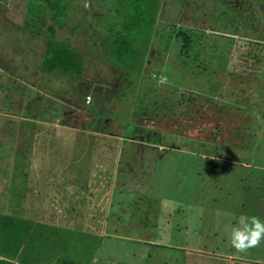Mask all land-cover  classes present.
I'll return each instance as SVG.
<instances>
[{
    "label": "rangeland",
    "instance_id": "1",
    "mask_svg": "<svg viewBox=\"0 0 264 264\" xmlns=\"http://www.w3.org/2000/svg\"><path fill=\"white\" fill-rule=\"evenodd\" d=\"M188 1L183 7L165 1L148 65L130 76L105 59L97 44L105 38L89 39L82 29L81 20L90 22L91 15L110 27L115 11L82 2L57 33L83 63L77 81L41 68L37 39L17 52L28 34L22 39L16 26L33 13L38 35L45 0H0V219L23 208L27 220L22 227L12 222L6 232H22V238L12 232L2 239L1 250L15 264H54L56 249L72 235L79 239L72 244L80 251L75 262L84 264L97 261V251V264H164L163 258L167 264H231L235 256L225 250L233 248L239 218L263 222L252 215L254 197L245 196L242 185L264 183V41L248 33L249 25L264 32V4L257 19L247 14L249 1ZM190 15L197 22L182 21ZM166 64L179 71L175 80L165 78ZM67 89L69 96L62 94ZM82 96L95 100L94 118L81 108ZM98 115L110 118L106 134L85 128ZM174 246L219 253L205 260ZM233 250L252 255L244 260L254 264L257 256L264 259V239Z\"/></svg>",
    "mask_w": 264,
    "mask_h": 264
},
{
    "label": "trees",
    "instance_id": "2",
    "mask_svg": "<svg viewBox=\"0 0 264 264\" xmlns=\"http://www.w3.org/2000/svg\"><path fill=\"white\" fill-rule=\"evenodd\" d=\"M77 1L78 0H45L46 8L44 11L46 13V17L42 18V21L40 23L39 21L35 23V28H37L38 30V35L37 33L33 32L34 31L33 29L34 26L32 21L33 13L30 15V17L23 14L24 15L23 26L19 27L17 25L16 27L19 29L21 28L22 39L27 34H28L27 37L29 38V39L28 38L25 39V41L20 43V47L17 49L18 53H22L27 49H29V46H31L30 42H35V40L37 39L34 47L36 48V50H39V48L41 49V61H40L41 68L47 71L48 73L56 74L59 76H67L72 80L79 81L83 69V63L81 62V59L79 60L76 57V54L78 53L77 49H75L71 44V42H69L68 40L59 39L57 34L58 30H62L64 28L65 24L67 23L66 19L70 17L71 11L75 12V9H80L84 7V4L82 2H84L85 0H79V4ZM165 1L167 4L168 0H91L92 8L95 10H100L103 11L104 13L106 10H108L109 12L115 11L114 15L112 13L114 19L113 25L110 24L109 27V25L107 24L108 21L98 20V18H100L99 16L91 15L90 22L87 21L86 19L81 20L83 26L82 29L88 30L87 32L89 35L88 36L89 39L91 38L93 40L96 36L98 37V35L100 39L105 38L106 42L102 44L97 43L98 47L99 46L104 47L103 50H104L105 59L109 63H111L115 68L122 71L123 75L127 74L126 76H130L131 72H136V70L137 73L140 74L144 71V67L148 65L147 63L148 61L146 58L148 55V51L151 49L150 44H151L152 34L154 33L155 26L160 19L162 7L163 5H165ZM184 1L185 0H177V1L175 0L174 3L175 5L180 4L181 6L179 7H183L184 5L187 4V2H189L188 0H186L185 4H183ZM234 1L237 3H241L243 1H249V3H252V6L249 7V9L247 10L248 16L252 18L255 15H258L259 17L257 19H260V17L262 18V14L264 10L263 12H261L260 5L264 4V0H232V2ZM97 4L99 6L98 8L101 9L96 8ZM75 14L76 13H72L73 16ZM183 14L184 13H182V15ZM209 17L210 16L208 15L207 19H209ZM111 19L112 18H110L109 21H111ZM28 20H30V23L32 22L30 25L27 22ZM182 21L183 22L185 21L186 23L189 24L197 22L196 18L193 17L192 15H190L189 18L182 17ZM250 30L253 31L249 32ZM257 31H259L258 28ZM257 31L253 29L252 25L248 26V33H251L250 35L259 37L264 41V32L257 33ZM184 33L185 31L183 30L179 31V34L181 35H184ZM210 33L214 35H218L213 32ZM184 41L186 42L185 45L188 46L189 37H185ZM155 50L156 49H154V51ZM163 72L165 73L166 79H169L171 76L172 79L175 80L174 77H176V74H178L179 71L176 69V67H174V65L169 66L166 64ZM125 78L126 77H124L123 84L126 83ZM162 85H164V83H159L158 86L160 89ZM203 91L204 92L209 91L211 93V90H203ZM63 92L62 94L66 96L67 95L69 96L71 93L69 89L64 90ZM162 93H164L162 97H165V99L168 100V103L173 102L174 106H177L178 100L174 102L171 99H169V97H166L165 94L167 93V91L164 92L162 91ZM55 99H63V97L60 98L55 97ZM80 99L82 100L79 103L81 105V108L84 107L83 109L85 113L89 114V116L92 115V117L94 118L95 113L97 112L92 107L93 105L92 103L95 102V100L94 101L91 100L90 103H87L86 101H84V96H82ZM98 101L100 104V99ZM85 102L87 104H85ZM97 110L100 111V107H98ZM52 116L54 117L55 115ZM93 118H92L93 124L91 125L89 122V124L85 127L86 124L85 123L84 127L87 129H92V131H95V133L97 134L108 133L107 131L108 122L110 121V118L108 116L106 117L103 115H98L95 119ZM62 121L63 120H60V122ZM154 133H156V131H154ZM140 140L144 141V138L143 139L140 138ZM187 154H190L196 158L199 157L201 159V157L198 156L197 154H193L190 152H187ZM218 155L223 156V154L220 153H218ZM155 200L158 201L157 198H155ZM23 210L24 209L22 208L21 211L16 214L17 216L8 215V217L6 216L5 218H1L2 220L0 219V234L4 233L0 238V244H1L0 250L2 249V244L4 243L2 241L3 237H10L12 235V232H15L14 235L19 234V238H22L21 237L22 232L16 230H10L11 233L10 231L8 233L6 232L10 229L12 222L14 223L16 222V225L18 227L25 226L24 224H26V222L24 223V221L27 220H25L24 215L22 214L24 212ZM2 211L3 209L0 210V215ZM136 224L137 223H135V225ZM135 225L131 226L133 228H129L128 232L131 229H134ZM71 231L72 233L75 232L74 230ZM61 232L62 230L60 231V233ZM75 240L79 242V239H77L75 235H72L71 241L70 239H68L67 240L68 242L64 244V247L62 249L60 248L58 250L56 249V255L59 258H57L56 260L54 258V264H84L81 259L75 262V260L78 257V254L80 253V251L73 250L72 248V244L75 242ZM19 242H21V240ZM172 248L177 249L178 251H182V252L184 251L186 252L187 255L191 254L192 256H198L200 259L205 258V260H209L210 258L215 256L217 252L219 253V251L209 252L206 250V248H200V247L192 248L189 246H174ZM233 248L225 250V255H230L232 260H234V256H235V261L231 264H245L246 260H244V257L253 258L252 255L249 256L239 252L237 255L236 254L232 255V253L234 252ZM54 250L55 249L53 248V252ZM12 251L16 252V248L12 247ZM101 253L102 252L100 251L94 253L95 257H97V261L99 260ZM18 254L20 253L18 252ZM184 257L185 256L181 253V259ZM97 261L93 259V257H91L85 262V264H92V263L97 264ZM162 261L164 262V264H167L164 258ZM162 261L160 260V262ZM202 262L204 264L205 261L203 260L199 261V263ZM255 262H257V260H255ZM0 264H15V263L11 261V259H9L7 254H4V252L1 250Z\"/></svg>",
    "mask_w": 264,
    "mask_h": 264
},
{
    "label": "clouds",
    "instance_id": "3",
    "mask_svg": "<svg viewBox=\"0 0 264 264\" xmlns=\"http://www.w3.org/2000/svg\"><path fill=\"white\" fill-rule=\"evenodd\" d=\"M90 99V98H89ZM250 220V224L246 221ZM239 226L233 227L230 235L231 245L240 252L257 246L264 239V222L257 217H240Z\"/></svg>",
    "mask_w": 264,
    "mask_h": 264
},
{
    "label": "crops",
    "instance_id": "4",
    "mask_svg": "<svg viewBox=\"0 0 264 264\" xmlns=\"http://www.w3.org/2000/svg\"><path fill=\"white\" fill-rule=\"evenodd\" d=\"M263 184L264 183L262 180L255 183L253 181L248 185H245L243 183L242 191L245 196L254 197V200L250 201L253 202L250 203V205L252 206L251 208L252 215H258L264 222V192H263L264 185ZM254 264H264V259H262L260 256H257V262H255Z\"/></svg>",
    "mask_w": 264,
    "mask_h": 264
},
{
    "label": "built area",
    "instance_id": "5",
    "mask_svg": "<svg viewBox=\"0 0 264 264\" xmlns=\"http://www.w3.org/2000/svg\"><path fill=\"white\" fill-rule=\"evenodd\" d=\"M90 98V99H89ZM92 99H91V96H87V98H86V102L87 103H90V101H91Z\"/></svg>",
    "mask_w": 264,
    "mask_h": 264
}]
</instances>
